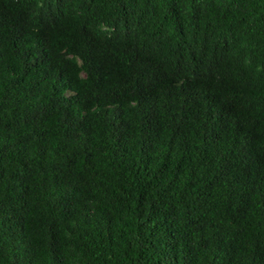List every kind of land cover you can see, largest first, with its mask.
<instances>
[{
	"label": "trees",
	"instance_id": "trees-1",
	"mask_svg": "<svg viewBox=\"0 0 264 264\" xmlns=\"http://www.w3.org/2000/svg\"><path fill=\"white\" fill-rule=\"evenodd\" d=\"M0 264H264V0H0Z\"/></svg>",
	"mask_w": 264,
	"mask_h": 264
}]
</instances>
